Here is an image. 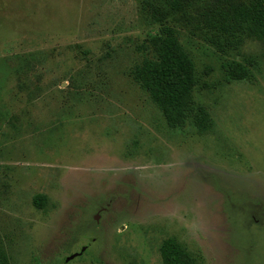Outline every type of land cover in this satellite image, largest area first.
<instances>
[{
  "label": "rangeland",
  "instance_id": "obj_1",
  "mask_svg": "<svg viewBox=\"0 0 264 264\" xmlns=\"http://www.w3.org/2000/svg\"><path fill=\"white\" fill-rule=\"evenodd\" d=\"M233 2L250 0H0L8 264H162L167 238L196 264H264V43L242 44L248 75L229 81L235 52L207 40ZM162 26L201 80L202 135L169 128L132 78Z\"/></svg>",
  "mask_w": 264,
  "mask_h": 264
},
{
  "label": "trees",
  "instance_id": "obj_2",
  "mask_svg": "<svg viewBox=\"0 0 264 264\" xmlns=\"http://www.w3.org/2000/svg\"><path fill=\"white\" fill-rule=\"evenodd\" d=\"M158 13V12H157ZM211 36L208 42L220 53L235 52L233 60L224 65L229 81H241L248 71L242 64L240 47L246 40L264 43V0H250L248 5L230 4V11L212 10L208 14ZM162 18V14H159ZM156 60H144L132 72V78L145 91L161 112L169 128L202 135L211 129V119L205 109L195 101L201 88L194 63L174 31L162 26L150 40ZM244 59V58H243ZM250 65L251 60L247 61ZM45 197H33V205L41 208ZM162 264H196L174 238H167L160 247ZM0 264H8L0 242Z\"/></svg>",
  "mask_w": 264,
  "mask_h": 264
}]
</instances>
